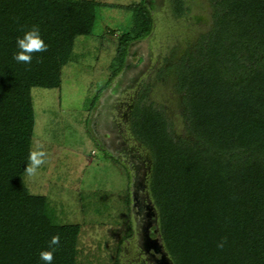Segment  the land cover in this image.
Segmentation results:
<instances>
[{
    "label": "trees",
    "instance_id": "1",
    "mask_svg": "<svg viewBox=\"0 0 264 264\" xmlns=\"http://www.w3.org/2000/svg\"><path fill=\"white\" fill-rule=\"evenodd\" d=\"M211 2L213 29L176 66L193 140L179 139L147 95L133 109L131 129L152 155L150 191L173 264H264V0ZM173 5L178 17L189 12L184 0ZM103 6L133 19L92 110L126 67L130 45L150 35L147 2L0 0V264H45L40 252L53 248L52 264H98L79 261L81 225L57 223L49 199L31 194L24 176L35 131L31 91L61 87L77 39L92 36ZM33 25L47 51L17 62V38ZM55 235L59 244L50 246ZM132 235L130 226L125 239ZM120 246L113 264H122Z\"/></svg>",
    "mask_w": 264,
    "mask_h": 264
},
{
    "label": "rangeland",
    "instance_id": "2",
    "mask_svg": "<svg viewBox=\"0 0 264 264\" xmlns=\"http://www.w3.org/2000/svg\"><path fill=\"white\" fill-rule=\"evenodd\" d=\"M96 1L128 6L141 0ZM145 1L157 34L153 41L147 37L130 45L128 66L94 110L93 99L109 79L119 35L132 27L133 12L123 8L98 9L93 34L77 39L76 61L64 68L59 89L31 91L32 151L43 150L46 157L37 173H25L24 180L31 194L49 199L57 223L81 225L78 259L84 263L113 264L121 244L122 264H173L150 191L152 155L135 139L127 106L133 108L147 95L164 110L179 139L193 140L184 121L176 66L213 29L214 8L211 0H184L189 12L178 17L173 0ZM130 226L133 235L125 239Z\"/></svg>",
    "mask_w": 264,
    "mask_h": 264
},
{
    "label": "clouds",
    "instance_id": "3",
    "mask_svg": "<svg viewBox=\"0 0 264 264\" xmlns=\"http://www.w3.org/2000/svg\"><path fill=\"white\" fill-rule=\"evenodd\" d=\"M17 46L19 51L14 54V59L17 62H23L30 64L33 59V53H40L47 51L48 45L41 36L40 28L37 25H33L29 30L25 31L22 37L17 38ZM46 153L43 150L30 151L28 157L27 167L25 172L29 176H33L37 173L42 164L45 163ZM60 237L55 235L51 238L50 246L59 244ZM218 247H223V243ZM53 248L51 251H41L40 259L45 264H52L54 259Z\"/></svg>",
    "mask_w": 264,
    "mask_h": 264
},
{
    "label": "flooded vegetation",
    "instance_id": "4",
    "mask_svg": "<svg viewBox=\"0 0 264 264\" xmlns=\"http://www.w3.org/2000/svg\"><path fill=\"white\" fill-rule=\"evenodd\" d=\"M148 4H149V2H147ZM149 8H151V7H149ZM151 11V10H150ZM152 13V12H151ZM188 13V12H187ZM184 17V16H183ZM157 34V25H155V23H153V28H152V31H151V33H150V35L148 36L152 41L154 40L153 38H154V36ZM147 38V37H146ZM151 40H149V41H151ZM137 42H139V41H137ZM126 66H128V60H127V64H126ZM117 104V107H115V108H118L117 109V114L119 113V107L120 106H118V103H116ZM134 107L135 106H133V108H132V104H130L129 106H127V111L129 112L130 110H131V116H132V112H133V109H134ZM129 113V114H130ZM107 135H109L108 133H106ZM100 138V137H99ZM98 138V139H99ZM99 141L101 142V144H104L103 143V141L101 140V138L99 139ZM113 156V155H112Z\"/></svg>",
    "mask_w": 264,
    "mask_h": 264
},
{
    "label": "crops",
    "instance_id": "5",
    "mask_svg": "<svg viewBox=\"0 0 264 264\" xmlns=\"http://www.w3.org/2000/svg\"><path fill=\"white\" fill-rule=\"evenodd\" d=\"M132 46V45H131ZM128 58H129V56H128ZM112 155V154H111Z\"/></svg>",
    "mask_w": 264,
    "mask_h": 264
}]
</instances>
